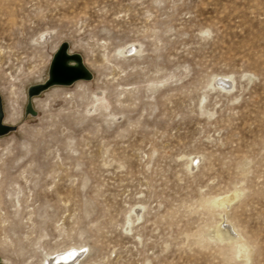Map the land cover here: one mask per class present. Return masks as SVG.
I'll return each instance as SVG.
<instances>
[{
	"label": "rangeland",
	"instance_id": "obj_1",
	"mask_svg": "<svg viewBox=\"0 0 264 264\" xmlns=\"http://www.w3.org/2000/svg\"><path fill=\"white\" fill-rule=\"evenodd\" d=\"M64 42L92 79L32 114ZM0 95V264H264V0H0Z\"/></svg>",
	"mask_w": 264,
	"mask_h": 264
},
{
	"label": "bare ground",
	"instance_id": "obj_2",
	"mask_svg": "<svg viewBox=\"0 0 264 264\" xmlns=\"http://www.w3.org/2000/svg\"><path fill=\"white\" fill-rule=\"evenodd\" d=\"M48 40V39H47ZM134 47V46H133ZM71 49V48H70ZM135 48L129 49V52H136ZM68 53H71L68 51ZM75 53V52H74ZM121 53H128V50L126 52H121ZM82 58V57H81ZM83 64H84V60L82 58ZM98 69V68H97ZM100 70H98L99 72ZM96 72V71H95ZM91 73V71H90ZM92 75V73H91ZM48 77V74L46 76V79ZM46 79L44 80V82L46 81ZM96 79V78H95ZM79 82H84V81H77L75 82L73 85L79 84ZM87 82V81H86ZM85 83V82H84ZM90 83V82H88ZM216 83L218 85L223 86L225 89L229 90L231 88V84L229 83L228 79H223V78H219L216 79ZM83 84V83H82ZM71 85V86H73ZM60 86H65V87H69L67 85H57V86H52L47 90H53L51 93V96H57L55 89H57L56 87H60ZM78 86V85H77ZM86 85H79L75 90H73L72 94L70 92H68L69 96L71 95H75L77 96L80 100L82 101H86L85 103V114H92L94 111H99L100 109H105V100L106 97L103 96V93L101 91L98 90H92V87L90 88L91 90L88 92L85 87ZM55 88V89H53ZM60 89V88H59ZM57 89V91L59 90ZM65 89V88H64ZM73 89V88H71ZM98 89V88H97ZM46 90V92H47ZM67 90V89H66ZM69 91V90H68ZM66 92V91H65ZM88 92V93H87ZM44 94V93H43ZM67 94V93H64ZM66 97V95H65ZM73 97V96H72ZM71 97V98H72ZM38 97H35L33 99H31L30 103L32 106V109L34 110V106H33V102L37 99ZM56 99V98H53ZM54 102V100H52ZM72 101V100H71ZM47 102V101H46ZM52 102V103H53ZM65 102V101H64ZM55 103V102H54ZM63 103V100H62ZM51 103H49L50 105ZM73 104V103H72ZM37 105V103H36ZM48 104L46 103H39V108L41 110H44V108L47 106ZM48 105V106H49ZM50 108V107H49ZM53 109V108H52ZM38 110V109H37ZM35 111V110H34ZM40 111V110H39ZM41 112V111H40ZM40 114V113H39ZM94 114V113H93ZM5 118H4V124H9L12 125L14 124L17 119H18V113L16 111L15 108H11V110L5 114ZM25 125V124H24ZM22 132H24V130L22 129ZM3 137V136H2ZM24 137V136H23ZM1 138V137H0ZM4 138V137H3ZM1 140V139H0ZM6 141V140H5ZM1 142V141H0ZM17 144V143H16ZM3 145V143H2ZM9 145V144H8ZM16 146V145H15ZM18 148V146H16ZM13 149V148H12ZM13 151V150H12ZM238 196V192H234L229 196H224L221 197L220 199H218V203L220 205H229L236 197ZM225 224V223H224ZM227 224V223H226ZM216 234L220 239L223 238H238V234L231 228H229V226H223L221 223L218 225L217 230H216ZM226 240V239H225ZM83 248H85V246H72L66 249H61V250H56L54 252H50L47 253V255L43 258L42 262L43 264H81V259L82 256L84 254L82 250ZM237 252L239 254L245 255L247 253V247L243 242H238L237 243Z\"/></svg>",
	"mask_w": 264,
	"mask_h": 264
},
{
	"label": "water",
	"instance_id": "obj_3",
	"mask_svg": "<svg viewBox=\"0 0 264 264\" xmlns=\"http://www.w3.org/2000/svg\"><path fill=\"white\" fill-rule=\"evenodd\" d=\"M82 56L76 53H68V44L62 43L52 56L48 77L41 84L32 85L27 89L28 105L27 110L34 113L31 106V98L40 95L52 86L71 85L79 80H90L92 75L83 64ZM4 112L2 97L0 95V136L9 133L12 128L4 124Z\"/></svg>",
	"mask_w": 264,
	"mask_h": 264
}]
</instances>
